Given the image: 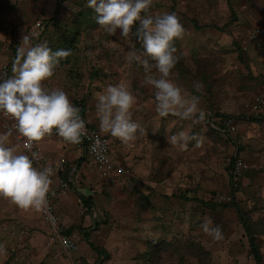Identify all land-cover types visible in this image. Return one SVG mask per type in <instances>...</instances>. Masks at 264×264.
<instances>
[{"label":"rangeland","instance_id":"obj_1","mask_svg":"<svg viewBox=\"0 0 264 264\" xmlns=\"http://www.w3.org/2000/svg\"><path fill=\"white\" fill-rule=\"evenodd\" d=\"M163 13H175L185 29L174 41L179 59L170 78L200 97L203 121L158 115L155 89L144 84L143 67L128 59L143 52L141 43L119 30L108 34L87 0H0V66L8 63L13 75L24 35L35 34L33 43L47 42L54 51L71 49L42 83L81 103L84 120L108 138L113 165L122 168L118 179L108 180L84 151L55 134L52 158L66 163L52 176V184L65 183L54 206L78 250L64 253L39 210L0 196V264H256L240 214L264 264V31L256 33L264 29V0H153L149 14ZM196 83L203 85L198 91ZM110 84L133 93L132 118L146 129L128 143L100 128L96 94ZM181 130L200 145L168 143ZM6 143L27 154L16 136ZM238 154L249 169L231 189L230 163ZM209 218L221 239L202 230Z\"/></svg>","mask_w":264,"mask_h":264},{"label":"clouds","instance_id":"obj_2","mask_svg":"<svg viewBox=\"0 0 264 264\" xmlns=\"http://www.w3.org/2000/svg\"><path fill=\"white\" fill-rule=\"evenodd\" d=\"M152 4L153 0H87L88 7L97 14V23L104 26L108 34L114 36L119 30L126 39L135 38L141 43L143 52H133L128 59L143 67L144 84L155 89L158 115L171 114L194 123L203 121L205 112L199 106L200 97L170 78L179 59L175 55L174 41L183 37L185 29L175 13L149 14ZM34 35L22 37L13 61V75L0 78V112L15 120L16 130L27 139L29 147L31 142L42 140L54 129L66 142L80 144L88 136L81 109L70 101L65 91L49 90L42 83L53 76L61 59L71 55V49L54 51L47 42L33 43ZM202 87L200 83L195 84L197 91ZM96 96L101 130L124 143L134 140L137 133L146 132L132 118L136 97L123 84H110ZM9 135L10 132L0 134V196L22 209L41 210L47 205L53 167L36 166L41 158L38 152L28 155L8 146ZM167 140L180 149H186L191 141H195L197 147L200 145L195 134L183 130L167 136ZM99 143L97 138L94 145ZM201 228L214 239L222 238L220 227L213 226L210 218L203 221Z\"/></svg>","mask_w":264,"mask_h":264},{"label":"built area","instance_id":"obj_3","mask_svg":"<svg viewBox=\"0 0 264 264\" xmlns=\"http://www.w3.org/2000/svg\"><path fill=\"white\" fill-rule=\"evenodd\" d=\"M263 31L264 29H256V33ZM9 76L8 63H4L0 66V78H7ZM257 101L260 102L261 99L257 97ZM80 115L83 118L81 113ZM15 123V120L11 116L4 112H0V129L5 133L10 132V135L16 136L21 142L22 149L28 155H31L33 151L40 154L41 158L36 162V166H52L54 171L63 168L66 163L64 157L53 159L47 155L41 146L43 139L40 141L31 142L29 147L27 139L16 130ZM86 128L88 130V136L83 138L80 144L66 142L62 137L56 134L55 129L53 130V133L54 135L56 134L58 140L84 151L87 157L93 162L94 165H96L100 173H102V176L106 177L108 180L118 179L117 176L122 173V168L119 166L115 167L113 165L114 163L110 157V143L108 138L101 134V132L94 126H90L86 123ZM97 138L99 139L100 143L98 145H94V141ZM94 148L95 150H93ZM247 170V163L241 157H236L235 155V159L232 161L230 169L231 185L236 186L238 178L246 173ZM64 191L65 183L62 180H60L57 184H51L49 193L47 194V205L45 208L39 210V214L41 220L47 226L50 234L54 237L56 243L60 246L64 253L72 255L78 250L77 242L73 236L65 232L66 227L60 221L54 206L55 198L59 197L62 193H64ZM69 264L77 263L74 261V259H71Z\"/></svg>","mask_w":264,"mask_h":264},{"label":"trees","instance_id":"obj_4","mask_svg":"<svg viewBox=\"0 0 264 264\" xmlns=\"http://www.w3.org/2000/svg\"><path fill=\"white\" fill-rule=\"evenodd\" d=\"M42 22V21H41ZM46 23V22H45ZM42 28H44V27H42ZM41 28V32H43V29ZM37 37H36V39H38V37L40 38L41 37V35H40V33L39 34H37L36 35ZM65 42H67V41H64V40H61L60 41V44L61 45H63V46H66V44H68V42L67 43H65ZM11 76V75H10ZM74 104L76 105V106H78V107H80V109H81V114L84 116V108H83V106L81 105V103H76V102H74ZM220 116H223V115H220ZM228 120V119H227ZM226 120V121H227ZM223 123H224V121H223ZM224 127H225V125H224ZM223 127V125H221V127L219 128V130H222V128H224ZM236 157H241L239 154L238 155H236ZM244 161H245V159L243 158V157H241ZM235 159V155L232 157V161ZM246 162V161H245ZM231 165H232V163H230V169H231ZM248 169H249V167H248ZM248 171V170H247ZM246 171V172H247ZM245 175H246V173H244L241 177H239L238 178V180H237V184H236V186L238 187L239 185H240V183L242 182V180L245 178ZM236 186H233V185H231V189H237L236 188ZM234 187V188H233ZM231 191V190H230ZM84 201L86 202L87 201V199H85L84 198ZM236 206V205H235ZM237 208V207H236ZM237 210H239L238 208H237ZM240 211V210H239ZM239 219H240V222H241V224H242V226H243V228H244V230L245 231H247L248 232V234H247V239H248V243H249V253H250V255H252V258H253V260L255 261V263L256 264H261V259H262V257H261V253H260V251H259V249L257 248V246H256V244H255V241H254V237H253V235H251V233L249 232V228H248V225H250L249 224V220H247V219H244L242 216H241V214L239 215ZM66 229V228H65ZM67 234L69 233V231L66 229V231H65ZM89 245H90V247L93 249V250H95V251H97V253H98V255L99 256H103V255H105V250L104 249H101V248H97L96 246H94L91 242H89Z\"/></svg>","mask_w":264,"mask_h":264},{"label":"crops","instance_id":"obj_5","mask_svg":"<svg viewBox=\"0 0 264 264\" xmlns=\"http://www.w3.org/2000/svg\"><path fill=\"white\" fill-rule=\"evenodd\" d=\"M53 136H54V133L52 132V134L46 136V137L43 138V140H42V147H43V149L45 150V153H46L47 155H49L51 158H52L53 156H56V157H57V155H55V154H56V153H55V148H53V144H51L52 140H50ZM46 149H47V150H46ZM77 151H78V150H77ZM69 154L73 156V153H69ZM85 156H86V158L88 159V161L91 162V160L87 157V155H85ZM54 158H55V157H54Z\"/></svg>","mask_w":264,"mask_h":264}]
</instances>
